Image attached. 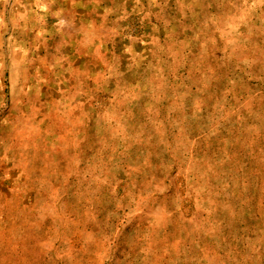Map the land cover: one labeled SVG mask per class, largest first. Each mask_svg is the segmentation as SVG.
Listing matches in <instances>:
<instances>
[{
    "label": "rangeland",
    "instance_id": "1",
    "mask_svg": "<svg viewBox=\"0 0 264 264\" xmlns=\"http://www.w3.org/2000/svg\"><path fill=\"white\" fill-rule=\"evenodd\" d=\"M0 264H264V0H0Z\"/></svg>",
    "mask_w": 264,
    "mask_h": 264
}]
</instances>
